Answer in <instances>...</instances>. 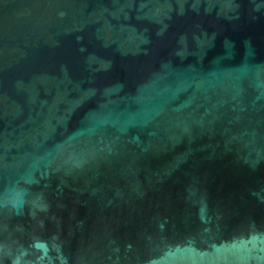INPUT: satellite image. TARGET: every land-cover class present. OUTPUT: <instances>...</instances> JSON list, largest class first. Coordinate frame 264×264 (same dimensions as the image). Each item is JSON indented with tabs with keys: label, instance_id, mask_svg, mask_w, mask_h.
<instances>
[{
	"label": "water",
	"instance_id": "obj_1",
	"mask_svg": "<svg viewBox=\"0 0 264 264\" xmlns=\"http://www.w3.org/2000/svg\"><path fill=\"white\" fill-rule=\"evenodd\" d=\"M0 264H264V0H0Z\"/></svg>",
	"mask_w": 264,
	"mask_h": 264
}]
</instances>
